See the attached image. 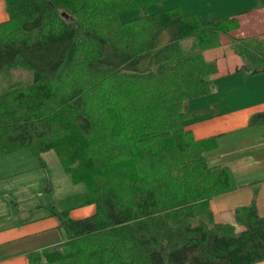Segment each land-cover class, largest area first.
<instances>
[{"label":"trees","instance_id":"trees-1","mask_svg":"<svg viewBox=\"0 0 264 264\" xmlns=\"http://www.w3.org/2000/svg\"><path fill=\"white\" fill-rule=\"evenodd\" d=\"M0 75L28 71L0 91V148L54 152L75 185L71 219L48 207L63 242L29 264H255L264 260V217L254 205L216 224L209 200L233 191L226 167H210L207 141L187 130L185 103L209 95L215 61L204 52L238 18L201 23L164 0H1ZM133 10L142 15L121 22ZM187 42V43H186ZM189 42V43H188ZM240 70L264 73V41L236 42ZM264 124V113L251 118Z\"/></svg>","mask_w":264,"mask_h":264},{"label":"crops","instance_id":"crops-1","mask_svg":"<svg viewBox=\"0 0 264 264\" xmlns=\"http://www.w3.org/2000/svg\"><path fill=\"white\" fill-rule=\"evenodd\" d=\"M200 7L186 15H195L201 23L215 21L214 16L244 20L262 15L258 22L264 25V0H229L226 6ZM5 9L0 0V23L8 20ZM258 22L253 21L252 26ZM231 54L229 61L226 54L212 59L217 65L212 92L185 103L184 111L188 114L187 130L193 138L207 141L206 163L210 167H226L236 185L233 191L209 200L214 223L228 224L241 232L244 228L235 224L237 208L254 205L257 214L264 217V124L250 123L253 116L264 113V73L252 75L240 70L242 60L232 50ZM0 153L14 154H5L1 148ZM93 212L95 207L90 211ZM9 217L8 209L3 208L0 221ZM62 242L58 220L50 216L48 208L47 212L21 223L0 222V264H29L30 254ZM255 264H264V260Z\"/></svg>","mask_w":264,"mask_h":264},{"label":"rangeland","instance_id":"rangeland-1","mask_svg":"<svg viewBox=\"0 0 264 264\" xmlns=\"http://www.w3.org/2000/svg\"><path fill=\"white\" fill-rule=\"evenodd\" d=\"M228 2L229 0H164L159 5L147 7L145 11L147 14H156L164 10L179 8L181 14L186 15V13L194 12L196 8L201 9L200 6H212V4L213 6H220L221 4L226 6ZM142 13L140 10H133L122 14L120 21L132 20L141 16ZM224 17L214 16L212 19L218 21ZM237 20L239 28L230 33L229 36H221V46L204 52L207 61L220 58L225 54L229 61L230 56H232L231 43L233 39L236 42L264 41V25L258 22L262 20V15ZM253 21L258 22V25L252 26L254 25L252 24ZM240 22L243 23L240 24ZM3 76L0 75V91L8 82H27L31 79L30 72L20 70L12 71L8 80H4ZM41 160L45 164L44 167L29 150H22L8 156H3L0 153V212L5 208L8 209L10 215L8 220L0 222L21 223L45 211L47 212L50 205H53L57 211H67L70 218L74 220L93 215L90 213V211H94L93 206H78L76 203L75 196L81 194L84 187L72 182L71 177L66 174L58 162L55 153H45ZM8 182L10 184H7Z\"/></svg>","mask_w":264,"mask_h":264}]
</instances>
